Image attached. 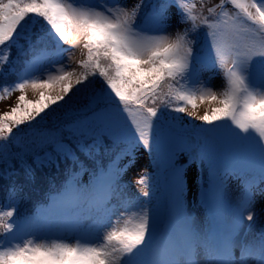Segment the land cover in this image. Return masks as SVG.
Listing matches in <instances>:
<instances>
[{
  "label": "snow or ice",
  "instance_id": "6c2138e0",
  "mask_svg": "<svg viewBox=\"0 0 264 264\" xmlns=\"http://www.w3.org/2000/svg\"><path fill=\"white\" fill-rule=\"evenodd\" d=\"M25 45L32 57L18 69ZM64 45L82 46L79 71L60 63ZM9 74L16 80L0 84V100L21 95L0 114V164L9 175L14 161L29 174L62 164L66 174L30 213L8 189L0 264H264V209L255 210L254 196L264 193V0H0V75ZM28 88L39 99L28 100ZM197 101L216 106L197 115ZM138 147L164 149L172 161L163 213L147 175L139 196L122 182ZM116 148L105 165L100 157ZM181 154L207 168L193 202L206 209V225L186 209Z\"/></svg>",
  "mask_w": 264,
  "mask_h": 264
},
{
  "label": "trees",
  "instance_id": "16d2710c",
  "mask_svg": "<svg viewBox=\"0 0 264 264\" xmlns=\"http://www.w3.org/2000/svg\"><path fill=\"white\" fill-rule=\"evenodd\" d=\"M148 2L149 0H145V3ZM37 30H38V26L37 29H33L34 32ZM39 47H42V45ZM49 47L51 46L49 45ZM25 51L27 52V55L20 57V60L17 63L18 69L23 67V61L28 60L32 57V51L28 49L27 45H25ZM16 57H17V51L15 48H13L11 51V58L15 60ZM7 68L8 66L5 65L4 66L5 72H7ZM15 80L16 77L12 74H9L6 79L3 75H0V84H4V83L11 84ZM0 92H2V89H0ZM84 102L86 101L83 100L81 101V103ZM52 107L55 108L56 106L53 105ZM0 114L2 113L0 112ZM61 115L62 113H57L56 116L50 114L47 117V119L43 122L44 126L52 127L54 124L59 122L58 117ZM189 120L194 121L196 124L201 123L193 118H190ZM189 120H187L185 117L186 122ZM22 126H24L23 129H27L28 127L27 125H22ZM24 131L25 130H20V134H23ZM14 132H16V130H14ZM142 149L145 148L138 147L135 151V154ZM116 151H119V148L114 149L113 152L103 154L100 157V159L105 165H107L109 159L114 156V153ZM227 151H228L227 146H225V152ZM149 153L151 154V170H149L146 174L141 176L147 175L148 177L147 183L150 186V190L152 192L153 198L156 202V205L160 208L161 212L163 213L164 210L166 209V205L168 202L170 170L172 167V161L170 160L168 153L163 152V149L159 150L158 152H149ZM82 159L84 158L82 157ZM127 159L128 158L125 157L124 159L120 160L121 167L124 166L125 164L124 162ZM13 163L15 164V167L11 171H9L10 173L13 171V174L9 175L6 174V172L0 170V202L4 201L8 189L15 186L19 190L20 195L23 198L19 206V212L30 213L36 208H38L40 205L47 203L48 195L54 193L55 190L59 188V186L65 179L66 166L63 164L61 165L59 170H57L55 167L51 169L37 168L35 165H33V172L29 174L28 172L25 171L23 167H21V165L18 162L14 161ZM27 163L32 164V160L30 157L28 158ZM194 163H196L198 167L199 177H203V179H199V183L203 182L202 184H204L205 180L208 177V171L206 167L201 168L199 161L192 162L188 158L187 162L180 164L177 163L175 160V164L177 165H186V167L183 169L184 172L186 171L189 165ZM89 166L91 165L89 164ZM87 178H88V173H84V175H82L79 179L81 180V182H84L87 180ZM206 214L208 219V213Z\"/></svg>",
  "mask_w": 264,
  "mask_h": 264
},
{
  "label": "rangeland",
  "instance_id": "374dc122",
  "mask_svg": "<svg viewBox=\"0 0 264 264\" xmlns=\"http://www.w3.org/2000/svg\"><path fill=\"white\" fill-rule=\"evenodd\" d=\"M137 2L138 0H127V3L129 5H132ZM204 2H205V7H211L212 5L218 3V0H204ZM174 30L175 29L172 28L169 31L174 32ZM64 47L68 49V51L64 53L63 59L60 61V63L67 65L68 70L76 69L77 71H79L80 69L77 67L76 62L84 58V50L82 46L78 45L76 47H70L69 45H64ZM69 57H71V59H69ZM48 59L55 60V57H49ZM43 65L45 67H52V65L48 64V60H44ZM54 66L59 67V64H56ZM43 71H44V67L41 68V73H43ZM201 75L203 79H207L210 75H212V73L205 71ZM211 83L215 89H219L221 84L223 83L222 77L220 75L214 76ZM46 92H51L52 94H54L53 90H46ZM19 95H21V93L19 91H15L7 98L1 100L0 112L1 113L7 112L11 109V107L15 106L18 102L17 98ZM26 98L28 100L38 99L39 93L33 91L31 88H28L26 89ZM197 105H198L197 109H195L197 115H203L206 109L216 106L215 102L209 103V102H200V101H197ZM192 110L193 109L189 108V111ZM191 118L195 119L194 117ZM186 119L189 120L190 118L186 117ZM23 128L24 126H21V130H26ZM163 152L165 153L166 150L163 149ZM188 158H189L188 156L181 154L176 158V162L183 164L187 162ZM124 163L127 164L128 159ZM0 170L5 172V166L3 164L0 165ZM11 170L12 169H9L7 171L9 172ZM149 170H151V154L146 149H142L135 154L134 163L130 167H128L127 171L124 173L122 177V181L126 185V190L129 195L131 196L140 195V191L143 188V186L137 184V180L140 178L141 175L146 174ZM11 174H13V171L11 172ZM197 177H199V173L196 163L189 165L185 171V178L188 182L186 189V209L194 217L197 224L206 225L208 221L206 209L201 207L199 202L195 204L193 203L194 200L197 199L198 187L200 184L203 183V182L199 183V180L196 179ZM87 182H88V178L83 183H87ZM229 185L233 197L238 196L240 192V180L233 178L229 181ZM261 187H264V185H261ZM254 196H255V210L257 212H260L262 209H264V193H261L259 189H256V191L254 192ZM153 202L156 204L154 198H153ZM261 215H262V219H264V213H261ZM249 223L250 222L245 220L244 227L246 228ZM258 228L259 225H257L256 228L253 229L252 235L256 233ZM236 255L239 256V249L236 250Z\"/></svg>",
  "mask_w": 264,
  "mask_h": 264
}]
</instances>
